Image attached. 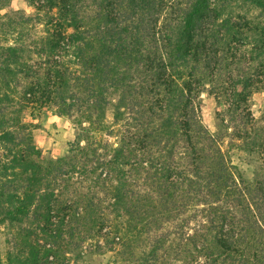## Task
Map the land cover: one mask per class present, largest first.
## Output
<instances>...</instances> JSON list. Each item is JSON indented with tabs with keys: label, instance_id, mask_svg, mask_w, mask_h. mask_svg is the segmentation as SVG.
I'll return each instance as SVG.
<instances>
[{
	"label": "trees",
	"instance_id": "16d2710c",
	"mask_svg": "<svg viewBox=\"0 0 264 264\" xmlns=\"http://www.w3.org/2000/svg\"><path fill=\"white\" fill-rule=\"evenodd\" d=\"M27 2L46 10L45 36L10 42L0 0V224L31 219L5 264H69L67 236L78 248L103 234L122 253L141 247L133 264H264V173L246 179L224 146L229 133L264 149V128L243 113L211 132L197 101H224L231 121L264 85V0ZM248 43L260 61L244 67ZM44 106L79 115L69 154L51 160L27 119ZM75 176L64 197L57 181Z\"/></svg>",
	"mask_w": 264,
	"mask_h": 264
},
{
	"label": "rangeland",
	"instance_id": "374dc122",
	"mask_svg": "<svg viewBox=\"0 0 264 264\" xmlns=\"http://www.w3.org/2000/svg\"><path fill=\"white\" fill-rule=\"evenodd\" d=\"M236 14L247 15L249 18L263 19L259 10L238 3L234 8ZM1 14H6L1 17V21L5 24L12 21L14 29L10 31L8 38L13 42L18 35L24 37L26 41L39 40L45 36L44 18L46 10L37 11L27 0H10L9 6L1 10ZM239 56L243 57L244 63L242 66H251L260 61V58L255 56L253 45L251 43L241 47ZM236 63V62H235ZM233 73L237 75L236 66H232ZM229 70L223 72L222 79L228 77ZM264 79V75H262ZM261 76V77H262ZM264 81V80H261ZM261 84L264 82H260ZM110 100L106 108L105 122L111 124L113 120L114 103L117 100V95L108 96ZM198 106L201 118L204 124L211 132H216L220 128L225 129V124H229L228 131L234 129V125L242 127L244 125L241 120V115H248V129L253 132V128H264V85L261 89L255 90L244 104L243 111L238 112L237 118L230 121L228 105L219 102L213 95L208 92H202L198 98ZM246 107V108H245ZM76 117H79L78 112L73 111L70 115H59L56 110L50 106H44L39 111L34 112L33 117L28 113L27 119L37 124L33 128V136L35 142L41 149L45 160L56 159L57 157L69 154L70 143L75 139L78 130ZM222 119H224L222 121ZM111 143L116 141L114 136H105ZM240 141L234 139L229 133L225 136V148L228 150L233 164L238 172L248 180H253L260 174L264 173V149L257 148L249 151L239 146ZM90 181L84 182L83 191ZM77 177L70 179H59L57 181V189L68 187L63 196L71 195L75 186H78ZM63 190V189H62ZM31 219L23 222H14L0 224V264L6 263L8 251L13 250L14 243L18 239V235L24 227H28ZM110 235L103 234L102 236L88 235L84 240L80 241V246L76 248V239L71 243L68 242V236L65 240V245L62 246L66 251V257L69 258V264H133L138 260L141 252V247L134 248L135 253H122V245L118 242H113ZM68 243H67V242ZM59 247L60 244L58 243ZM64 257V256H63ZM62 259V258H61ZM133 259L134 262H130Z\"/></svg>",
	"mask_w": 264,
	"mask_h": 264
}]
</instances>
